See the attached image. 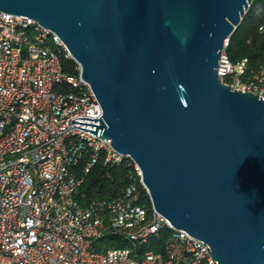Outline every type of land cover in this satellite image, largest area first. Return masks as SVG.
<instances>
[{
	"label": "water",
	"instance_id": "obj_1",
	"mask_svg": "<svg viewBox=\"0 0 264 264\" xmlns=\"http://www.w3.org/2000/svg\"><path fill=\"white\" fill-rule=\"evenodd\" d=\"M251 0H0L55 33L102 108L73 126L129 156L154 210L217 264H264V100L217 77Z\"/></svg>",
	"mask_w": 264,
	"mask_h": 264
},
{
	"label": "built area",
	"instance_id": "obj_2",
	"mask_svg": "<svg viewBox=\"0 0 264 264\" xmlns=\"http://www.w3.org/2000/svg\"><path fill=\"white\" fill-rule=\"evenodd\" d=\"M229 44L230 36L218 79L264 100V67L248 75L247 59L230 61ZM61 58L71 59L55 33L0 11V264H217L208 244L173 228L151 202L140 203L139 186L148 193L129 156L72 125L76 117L99 118L102 108L80 67L70 74ZM123 162L137 183L116 199L78 203L94 166ZM108 235L127 246L94 248Z\"/></svg>",
	"mask_w": 264,
	"mask_h": 264
},
{
	"label": "trees",
	"instance_id": "obj_3",
	"mask_svg": "<svg viewBox=\"0 0 264 264\" xmlns=\"http://www.w3.org/2000/svg\"><path fill=\"white\" fill-rule=\"evenodd\" d=\"M227 55L232 63L247 59L248 75L264 67V0H251L239 26L230 36ZM61 62L66 72L70 74L77 72V65L72 59L61 58ZM133 181L137 183L138 177L126 162L119 166L100 163L91 169L79 188L76 199L84 207L94 200H113L120 196L126 185ZM139 193L140 203L150 207L149 198L141 186H139ZM167 231L164 230L162 234H167ZM148 245L156 251L160 249L159 242H151ZM125 246H127L125 241L113 235L105 236L94 243V248L97 249Z\"/></svg>",
	"mask_w": 264,
	"mask_h": 264
}]
</instances>
